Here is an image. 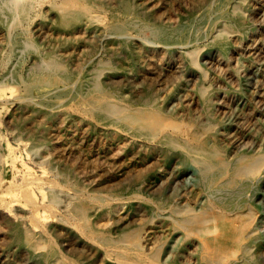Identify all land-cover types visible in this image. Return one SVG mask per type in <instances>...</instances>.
Returning <instances> with one entry per match:
<instances>
[{
	"label": "rangeland",
	"instance_id": "1",
	"mask_svg": "<svg viewBox=\"0 0 264 264\" xmlns=\"http://www.w3.org/2000/svg\"><path fill=\"white\" fill-rule=\"evenodd\" d=\"M15 1L0 0V264H264V65L240 52L264 0ZM203 153L225 171L206 185ZM199 215L217 232L193 230Z\"/></svg>",
	"mask_w": 264,
	"mask_h": 264
},
{
	"label": "bare ground",
	"instance_id": "2",
	"mask_svg": "<svg viewBox=\"0 0 264 264\" xmlns=\"http://www.w3.org/2000/svg\"><path fill=\"white\" fill-rule=\"evenodd\" d=\"M15 1V0H14ZM34 1H36V0H34ZM156 1V0H155ZM258 1V0H257ZM158 2V1H157ZM199 1H197V3H198ZM2 3H3V1H2ZM15 3H16V1H15ZM153 3V2H152ZM255 3V2H254ZM15 5V4H14ZM35 5V4H34ZM160 5H162V4H160ZM153 6V5H152ZM253 6H255V4L253 5ZM22 7V6H21ZM150 7V6H149ZM194 7V6H193ZM258 7V6H257ZM261 7V6H260ZM15 8H18V6L16 5L15 6ZM251 8V7H250ZM264 8V7H263ZM263 8H261V9H263ZM22 9V8H21ZM72 9V8H71ZM193 9V8H192ZM258 9V8H257ZM256 9V10H257ZM260 9V8H259ZM260 9V10H261ZM73 10V9H72ZM75 10V9H74ZM159 10H161V9H159ZM243 10V9H242ZM17 11V10H16ZM158 11V10H157ZM245 12V11H244ZM259 12H264V10L263 11H259ZM18 13V12H17ZM188 13V12H187ZM245 14V13H244ZM260 14V13H259ZM263 14V13H262ZM254 15V17L256 16L255 14H253ZM18 16V15H17ZM16 16V17H17ZM261 16H263V17H261ZM260 16V18H262L260 21H261V24H262V26H263V31L259 34V35H255L253 38H250V39H247V40H242L241 42H242V44H240V43H238L237 41L240 39L239 37V34H235V35H233L234 36V40H236V42L238 43V44H240V48H241V50H240V52L242 51L243 53H244V55L246 56V58H245V60L243 59V61L245 62V61H247L248 63H250V65H252L253 66V64H255V63H257V64H260L261 63V65H264V15H261ZM253 17V16H252ZM256 18V17H255ZM259 18V19H260ZM224 19V18H223ZM99 20V19H98ZM230 20V19H229ZM256 20V19H255ZM257 21V20H256ZM255 21V22H256ZM260 21H258V22H260ZM245 22V21H244ZM223 23H226V22H223ZM229 23V22H228ZM241 23V22H240ZM231 24V23H230ZM233 25V24H232ZM259 25V24H258ZM236 26V25H235ZM224 27V26H223ZM208 28V27H207ZM216 30V29H215ZM222 30V29H221ZM245 30V29H244ZM259 30H260V27H259ZM215 32H219V31H215ZM222 32H224V31H222ZM238 32H239V30H238ZM259 32V31H258ZM205 33V32H204ZM213 33V32H212ZM230 33V32H229ZM236 33V32H235ZM196 34V33H195ZM215 34V33H214ZM222 34V33H221ZM228 34V33H227ZM231 34H233V33H231ZM241 35H242V33H240ZM205 35V34H204ZM203 35V36H204ZM229 36V35H228ZM243 36V35H242ZM205 38V37H204ZM228 38V37H227ZM200 41V40H199ZM232 41V40H231ZM194 42V41H193ZM233 42V41H232ZM180 44V43H179ZM190 44V43H189ZM177 45V44H176ZM182 45V44H181ZM199 46V45H198ZM197 47V46H196ZM202 48H203V46H202ZM188 49V48H187ZM200 49V48H199ZM184 50V49H183ZM193 50V49H192ZM199 51V50H198ZM197 51V52H198ZM232 51V50H231ZM193 53V52H192ZM242 53V54H243ZM216 55V54H215ZM230 55H231V53H230ZM236 55V54H235ZM235 55H234V58H235ZM238 55V54H237ZM218 56V55H217ZM231 56H233V54L231 55ZM216 57V56H215ZM236 57H238V56H236ZM233 58V59H234ZM178 59V58H177ZM236 60H237V58H236ZM178 61V60H177ZM235 61V60H234ZM213 62H216L217 63V66H219V65H223V66H227L228 65V62L226 61V60H222V57H220V58H218L217 59V57H216V59L215 58H211V61H210V63H213ZM178 63H179V61H178ZM216 63H215V67H217L216 66ZM243 63V62H242ZM39 64V63H38ZM219 64V65H218ZM42 65V64H41ZM171 65V64H170ZM175 65H176V63H175ZM208 66V65H207ZM236 66V65H235ZM239 66V65H238ZM256 66V65H255ZM255 66H253V67H255ZM35 67V66H34ZM38 67V66H37ZM45 67V66H44ZM173 67V66H172ZM46 68V67H45ZM212 68H214V66L212 67ZM237 68H239V67H237ZM38 69H40V68H38ZM173 69V68H172ZM176 69V68H175ZM225 69V68H224ZM227 69V68H226ZM232 70V69H231ZM170 71V70H169ZM180 71V70H179ZM178 71V72H179ZM214 71V70H213ZM229 71V70H228ZM172 72V71H171ZM233 72V71H232ZM243 72V71H242ZM259 72V71H258ZM257 72V73H258ZM169 73V72H168ZM207 73H208V70H207ZM218 74H219V70H218V72H217ZM221 73V72H220ZM225 73V72H224ZM230 73V72H229ZM248 73V72H247ZM257 73H255V70H254V76L257 78L258 77V79H261V80H263L264 81V72H262L261 74H259L258 76H257ZM171 74V73H170ZM175 74V73H174ZM177 74V73H176ZM179 74V73H178ZM212 74V73H211ZM245 74V73H244ZM250 74H252V73H250ZM165 76H166V74H164ZM164 76V77H165ZM179 76V75H178ZM205 76V75H204ZM214 76V75H213ZM216 76V75H215ZM236 76V75H235ZM239 76V75H238ZM167 77V76H166ZM170 77V76H169ZM169 77H167V78H169ZM191 77V76H190ZM228 78H230V79H232L231 77H228ZM197 79V78H196ZM219 79L221 80V78L219 77ZM234 79V78H233ZM170 80V79H169ZM168 80V81H169ZM235 80V79H234ZM164 81H165V78H164ZM167 81V80H166ZM194 81V80H193ZM171 82V81H170ZM189 82V81H188ZM192 82V81H191ZM190 82V83H191ZM195 82V81H194ZM208 82V81H207ZM219 82V81H218ZM221 82V81H220ZM233 82V81H232ZM235 82H237V79L235 80ZM252 82V81H251ZM255 82V81H254ZM173 83V82H172ZM234 83V82H233ZM192 84V83H191ZM194 84V83H193ZM211 84V83H210ZM234 84H236V83H234ZM253 84V83H252ZM262 84H263V82H262ZM204 85V84H203ZM202 85V86H203ZM190 86V85H189ZM194 86V85H193ZM218 86V85H217ZM220 86V85H219ZM223 86V85H222ZM206 87H207V85H206ZM198 88V87H197ZM203 89H205V88H203ZM202 90V89H201ZM207 90V89H206ZM214 90V89H213ZM186 91V90H185ZM184 91V92H185ZM200 91V90H199ZM204 90H202V92H203ZM49 92V91H48ZM50 93V92H49ZM154 94H155V92H154ZM153 93H152V95L151 96H153L154 95ZM187 94V93H186ZM190 94H192V93H190ZM235 94V93H234ZM156 95V94H155ZM203 95V97H204V93L202 94ZM190 96V95H189ZM154 97V96H153ZM231 97V96H230ZM152 98V97H151ZM183 98V97H182ZM192 98V97H191ZM221 98V97H220ZM224 97H222V99H223ZM149 99V98H148ZM147 98H146V100H148ZM226 99V98H225ZM228 99V98H227ZM261 99V98H260ZM263 99V98H262ZM189 101V99H186V101ZM207 100V99H206ZM229 100V99H228ZM232 100V99H231ZM197 101V100H196ZM195 101V102H196ZM205 101V100H204ZM226 101V100H225ZM230 101V100H229ZM150 102V101H149ZM152 102H155V101H152ZM174 102V101H173ZM177 102V101H176ZM184 102V101H183ZM194 102V101H193ZM208 102V101H207ZM235 102V101H234ZM260 102V101H259ZM263 102V105H264V101H262ZM188 103V102H187ZM198 103V102H197ZM227 103H229L228 101L226 102V104ZM196 104V103H195ZM148 106H150V105H148ZM195 106V105H194ZM200 106V105H199ZM199 106H198V110L200 109L199 108ZM234 106V105H233ZM232 106V107H233ZM246 106H247V104H246ZM134 107V106H133ZM155 107V106H154ZM159 107V106H158ZM176 107V106H175ZM174 107V108H175ZM191 107H193V106H191ZM196 107V106H195ZM151 108V107H150ZM223 108H224V106H223ZM222 108V109H223ZM249 108V107H248ZM247 108V109H248ZM261 108V107H260ZM172 109H173V107H172ZM208 109V108H207ZM221 109V110H222ZM230 109V108H229ZM244 109V108H243ZM151 110V109H150ZM157 110H160V109H157ZM175 110V109H174ZM218 110V109H217ZM224 110V109H223ZM187 111V110H186ZM219 111V110H218ZM259 111V110H258ZM122 112V111H121ZM127 112V111H126ZM184 112V111H183ZM188 112V111H187ZM192 112V111H191ZM229 112V111H228ZM231 112V111H230ZM120 113V112H119ZM158 113V112H157ZM162 113H164V112H162ZM161 113V114H162ZM209 113V112H208ZM222 113H223V111H222ZM166 114V113H165ZM176 114V113H175ZM174 114V115H175ZM257 114H258V112H257ZM169 115V114H168ZM178 115V114H177ZM176 115V116H177ZM182 115V114H181ZM202 115H203V112H202ZM209 116H211L210 114H208ZM183 116V115H182ZM187 117H188V114L186 115ZM190 116V115H189ZM192 116V115H191ZM174 117V116H173ZM181 117V116H180ZM194 117V116H193ZM203 117V116H202ZM247 117V116H246ZM160 118V117H159ZM163 118V117H162ZM196 118V117H195ZM176 119V118H175ZM185 119H186V117H185ZM203 119H205V118H203ZM245 119V118H244ZM250 119V118H249ZM253 119V118H252ZM152 120V119H151ZM162 120V119H161ZM184 120V119H183ZM190 120V119H189ZM188 120V121H189ZM188 121H187V123H188ZM196 121H198V120H196ZM204 121H206V120H204ZM217 121V120H216ZM262 121V120H261ZM159 122H160V120H159ZM162 122V121H161ZM190 122V121H189ZM209 122H211L210 120H209ZM209 122H208V124H207V126L209 125ZM247 122V121H246ZM187 123H186V126H187V128H188V125H187ZM191 123V122H190ZM194 123H195V121H194ZM202 123V122H201ZM204 123V122H203ZM238 123V122H237ZM252 123V122H251ZM189 124V123H188ZM200 124V123H199ZM199 124H197V125H199ZM225 124V123H224ZM132 125V124H131ZM191 125V124H190ZM204 125V124H203ZM216 125V124H215ZM215 125H213L214 127H215ZM221 125V124H220ZM248 125V124H247ZM168 126V125H167ZM166 126V127H167ZM175 126V125H174ZM182 126V125H181ZM180 126V127H181ZM194 126V125H193ZM180 127H178V128H180ZM200 127H201V125H200ZM204 127H206V125L204 126ZM170 128V127H169ZM175 128V127H174ZM186 128V127H185ZM184 128V129H185ZM195 128V127H194ZM193 128V129H194ZM209 128H210V125H209ZM126 129V128H125ZM189 129H191V128H189ZM202 129V128H201ZM208 129V128H207ZM213 129V128H212ZM167 130H169V129H167ZM203 130H205V128L203 129ZM211 130V129H210ZM156 131V133H161V131L160 130H155ZM165 131H166V129H165ZM177 131V130H176ZM188 131V134L190 133L189 132V130H187ZM187 131H184V134H182V135H187V134H185ZM192 131V130H191ZM195 131H197V130H195ZM200 131V130H199ZM198 131V132H199ZM207 131V130H206ZM232 131V130H231ZM130 132V131H129ZM133 132V131H132ZM168 132V131H167ZM166 132V134L167 135H171V134H169V133H167ZM170 132H171V130H170ZM211 132V131H210ZM137 133V132H136ZM177 133V132H176ZM176 133H175V135H176ZM182 133V132H181ZM194 133V132H193ZM200 133V132H199ZM130 134H132V133H130ZM163 134V133H162ZM178 134V133H177ZM195 134V133H194ZM203 134V133H202ZM208 133L206 132V135H207ZM210 134V133H209ZM222 134V136L224 135V132L223 133H221ZM236 134V133H235ZM239 134V133H238ZM139 135H140V133H139ZM159 135V134H158ZM197 135H198V133H197ZM227 135V134H226ZM143 136H144V134H143ZM150 136H152V135H150ZM162 136V135H161ZM160 136V137H161ZM164 136V135H163ZM203 136V135H202ZM205 136V135H204ZM203 136V137H204ZM159 137V139H161ZM169 137V136H168ZM171 137V136H170ZM185 137V136H184ZM195 137V136H194ZM212 137H215V136H212ZM142 138V137H141ZM145 138V137H144ZM147 138V137H146ZM145 138V139H146ZM164 137H162V139H163ZM196 138H198V137H196ZM205 138V137H204ZM207 138V137H206ZM240 138H242L241 136H240ZM240 138H238V139H240ZM248 138V137H247ZM149 139H150V137H149ZM156 139V138H155ZM162 139H161V141H162ZM169 139V138H168ZM185 139V138H184ZM192 139V138H191ZM208 139V138H207ZM229 139V138H228ZM231 139V138H230ZM245 139V138H244ZM243 139V140H244ZM200 139L198 138V141H199ZM206 140V139H205ZM159 141V140H158ZM176 141V139H172L171 140V142L172 143H174ZM193 141V140H192ZM201 141V140H200ZM215 141V140H214ZM246 141H248V140H246ZM147 142V141H146ZM151 142V141H150ZM185 142H187V140L185 141ZM184 142V143H185ZM237 142V141H236ZM235 142V143H236ZM141 143V142H140ZM167 143V142H166ZM179 143V142H178ZM177 143V144H178ZM227 143H228V141H227ZM246 143V142H245ZM248 143V142H247ZM163 144V143H162ZM169 144H171V143H169ZM177 144H175V145H177ZM181 145H182V143H180ZM180 144H178V145H180ZM194 144H196V143H194ZM202 144V143H201ZM234 144V143H233ZM172 145V144H171ZM240 145H242V143H240ZM139 146V145H138ZM199 146V145H198ZM213 146V145H212ZM215 146H218L217 144L215 145ZM171 147V146H170ZM241 147V146H240ZM143 148V147H142ZM141 148V149H142ZM173 148H175V146H173ZM187 148V147H186ZM202 148H203V146H202ZM205 148V147H204ZM217 148V147H216ZM249 148V147H248ZM179 149H181L180 147H179ZM189 149V148H188ZM218 149V148H217ZM222 149V148H221ZM183 150H184V148H183ZM191 150V149H190ZM189 150V151H190ZM202 150V149H201ZM210 150V149H209ZM194 151V150H193ZM202 151H204V150H202ZM219 151V150H218ZM185 152V151H184ZM195 152V151H194ZM208 152V151H207ZM222 152V151H221ZM264 152V151H263ZM262 152V153H263ZM157 153V152H156ZM159 153V152H158ZM170 153V152H169ZM196 153H198V151L196 152ZM201 153V152H200ZM250 153V152H249ZM155 154V153H154ZM186 154V153H185ZM204 154V153H203ZM206 154V153H205ZM205 154L204 155H202V156H199L200 154H198V164L199 165H201V169L203 170L202 172H203V178H204V181H205V185L206 184H208V181L209 180H211L213 177H212V174H214L215 172H214V170H219V173L217 174L219 177L223 174V173H225V171L224 170H222V168H223V163H220V164H211L208 160H207V156H205ZM242 154V153H241ZM253 154V153H252ZM256 154H258V153H256ZM194 155V154H193ZM207 155V154H206ZM219 155V154H218ZM250 155V154H249ZM259 155V154H258ZM155 156H156V154H155ZM159 156V155H158ZM234 156V155H233ZM257 156V155H256ZM187 157H189V156H187ZM224 157V156H223ZM236 157V156H235ZM238 157H239V155H238ZM155 158V157H154ZM156 158H157V156H156ZM191 158V157H190ZM209 158H210V156H209ZM229 158V157H228ZM193 159V158H192ZM237 159V158H236ZM247 159H249V158H247ZM167 160H169V159H167ZM184 160V159H183ZM228 160V159H227ZM230 160V159H229ZM232 160V159H231ZM151 161V160H150ZM236 161H238V160H236ZM248 161V160H247ZM258 162H259V160H257ZM264 161V160H263ZM263 161H262V163H263ZM228 162V161H227ZM240 162V161H239ZM246 163V162H245ZM247 163H249V162H247ZM194 164H196V163H194ZM165 165V164H164ZM163 165V166H164ZM174 165V164H173ZM217 165V166H216ZM234 165V164H233ZM263 165V164H262ZM232 166V165H231ZM235 166V165H234ZM236 166H238V165H236ZM172 167V166H171ZM199 167V166H198ZM239 167V166H238ZM260 167V166H259ZM158 168V167H157ZM232 168H233V166H232ZM258 167H257V163H256V165L255 164H252V165H248V167H246V170L244 171L245 173H246V175H254L255 173H256V171L258 170L257 169ZM235 169V168H234ZM257 169V170H256ZM162 170V169H161ZM169 170V169H168ZM171 170L172 169H170L169 171L171 172ZM158 171V170H157ZM167 171V170H166ZM226 171H228V169L226 170ZM177 172V171H176ZM222 172V173H221ZM264 172V171H263ZM172 173V172H171ZM181 173V172H180ZM229 173V172H228ZM167 174V173H166ZM185 174H186V172H185ZM227 174V173H226ZM224 175V174H223ZM245 175V174H244ZM181 176H183V175H181ZM201 176V175H200ZM211 176V177H210ZM231 176V175H230ZM163 177V176H162ZM222 177V176H221ZM244 177H246V176H244ZM247 177H251V176H247ZM261 177H262V174H261ZM226 178H227V175H226ZM254 178V177H253ZM163 179V178H162ZM164 179H165V177H164ZM257 179V178H256ZM259 179V178H258ZM178 180V179H177ZM176 180V181H177ZM242 179H240V181H241ZM252 180V179H251ZM166 181H167V179H166ZM219 181V180H218ZM218 181H216V182H218ZM160 182V181H159ZM158 182V183H159ZM178 182V181H177ZM215 182V183H216ZM226 182V179H225V181H224V183ZM171 183V182H170ZM178 183H181V182H178ZM200 183V182H199ZM198 183V184H199ZM173 184V183H172ZM177 184V183H176ZM219 184V183H218ZM238 184V183H237ZM236 184V185H237ZM160 185V184H159ZM203 186V185H202ZM216 186V185H215ZM169 187V186H168ZM190 187V186H189ZM192 187V186H191ZM238 187V186H237ZM240 187H241V185H240ZM207 188H208V186H207ZM154 190V189H153ZM157 190V189H156ZM185 190V189H184ZM187 190V189H186ZM207 190V189H206ZM26 191V190H25ZM155 191V190H154ZM223 191V190H222ZM239 192H240V190H238ZM237 192V191H236ZM182 193H184V192H182ZM182 193H180L181 195H183ZM187 193H188V191H187ZM186 193V194H187ZM204 193H206L205 191H204ZM228 193V192H227ZM43 194H45V193H43ZM185 194V193H184ZM210 194V193H209ZM237 194V193H236ZM244 194V193H243ZM208 195V194H207ZM206 195V196H207ZM240 195V194H239ZM177 196V195H176ZM210 196H212V195H210ZM237 196H238V194H237ZM236 196V197H237ZM29 197V196H28ZM27 197V198H28ZM180 197V196H179ZM195 197V196H194ZM225 197H227V196H225ZM235 197V196H234ZM240 198H241V196H239ZM216 198V197H215ZM38 199V198H37ZM190 198H188V200H189ZM236 199V198H235ZM238 199V198H237ZM41 200V199H40ZM43 200H45V198L43 199ZM209 200V199H208ZM38 201H39V199H38ZM73 201V200H72ZM190 201V200H189ZM192 201V200H191ZM197 201V200H196ZM210 201V200H209ZM43 202H45V201H43ZM176 202V201H175ZM208 202V201H207ZM46 203V202H45ZM48 203V202H47ZM46 203V204H47ZM50 203V202H49ZM212 203V202H211ZM210 203V204H211ZM214 203V202H213ZM230 203H232V202H230ZM235 203V202H234ZM233 203V204H234ZM250 203V202H249ZM184 204H186V201H185V203ZM215 204H217V203H215ZM246 204V203H245ZM245 204H244V206H245ZM55 205V204H54ZM53 205V206H54ZM167 205V204H166ZM190 205H192L191 203H190ZM208 205H209V203H208ZM212 205V204H211ZM235 205V204H234ZM253 205V204H252ZM43 205H42V203H41V207H42ZM47 206H49V205H47ZM52 205H50V207H51ZM201 206V205H200ZM239 206V205H238ZM55 207V206H54ZM166 207V206H165ZM180 207V206H179ZM199 206H197V208H198ZM207 207H209V206H207ZM213 207H215L214 205H213ZM217 207H219V205L217 206ZM222 207V206H221ZM221 207H219V208H221ZM235 207V206H234ZM251 208H252V206H250ZM43 208V207H42ZM76 208V207H75ZM74 208V209H75ZM121 208V207H120ZM174 208V207H173ZM181 208V207H180ZM180 208H178V209H180ZM183 208V207H182ZM243 208V207H242ZM241 208V209H242ZM52 209V207L51 208H49V210H51ZM122 209V208H121ZM161 209H163L162 207H161ZM160 209V210H161ZM174 209H176V208H174ZM191 209V208H190ZM195 209V208H194ZM205 209V208H204ZM209 209H210V207H209ZM212 209V208H211ZM222 209V208H221ZM233 209V208H232ZM247 209V208H246ZM248 209H249V207H248ZM39 210H41V209H39ZM61 210V209H60ZM156 210V209H155ZM164 210H167V209H164ZM177 210V209H176ZM185 210V209H184ZM183 210V211H184ZM189 210V209H188ZM200 210V209H199ZM202 210V209H201ZM227 210V209H226ZM238 210V209H237ZM36 211H37V209H36ZM58 211V210H57ZM182 211V212H183ZM196 211V210H195ZM202 211H204V210H202ZM224 211V210H223ZM246 211V210H245ZM250 211V210H249ZM60 212V211H59ZM58 212V213H59ZM161 212V211H160ZM170 212V211H169ZM211 212H212V210H211ZM219 212V211H218ZM222 212V211H221ZM221 212H219V213H221ZM258 212V211H257ZM105 213V214H104ZM107 212L106 211H104V212H99V213H97V215L99 216V217H102L103 218V216H104V218H105V216L107 215L106 214ZM207 213V212H206ZM224 213V212H223ZM246 213V212H245ZM44 214V213H43ZM63 214V213H62ZM69 214V213H68ZM79 214V213H78ZM78 214H76V215H78ZM93 214V213H92ZM144 214V213H143ZM204 214V213H203ZM208 214V213H207ZM254 214V213H253ZM70 215V214H69ZM72 215V214H71ZM152 215V214H151ZM161 215V214H160ZM194 215H195V213H194ZM206 215V214H205ZM224 215V214H223ZM230 215V214H229ZM240 215H241V212H240ZM256 215H257V213H256ZM153 216V215H152ZM166 216H167V214H166ZM1 217V216H0ZM76 217V216H75ZM74 217V218H75ZM135 217V216H134ZM142 217V216H141ZM154 217V216H153ZM169 217V216H168ZM173 217H174V215H173ZM254 217V216H253ZM85 218V217H84ZM145 218V217H144ZM159 218V217H158ZM162 218H163V215H162ZM255 218V217H254ZM77 219V218H76ZM87 219V218H86ZM138 219H139V221H141V219L138 217ZM193 219H194V216H193ZM223 219V218H222ZM241 219V217H237L235 220H233L232 221V224H230V223H228V224H230V229H227V224L226 225H224V229H227L226 231L227 232H229L230 230H233L235 227H233V225H234V223L236 224V222H238L239 220ZM244 219V218H243ZM82 220V219H81ZM100 220V219H99ZM102 220V219H101ZM100 220V221H101ZM106 220V219H105ZM105 220H103L104 222V224H105ZM172 220V219H171ZM256 220V219H255ZM132 221H134L133 219H131V221H129V222H132ZM184 221V220H183ZM210 221V219L207 217V216H201V215H199V217H196L195 219H194V221H193V230H195L197 233H199V234H201V235H203V236H206V235H208V234H214V233H216L217 232V227L219 226V225H217V222L216 221H214V220H212L213 221V224L212 225H209V226H207V222H209ZM106 222H107V220H106ZM160 222V221H159ZM185 222V221H184ZM186 222H187V220H186ZM189 222V221H188ZM252 222H253V219H252ZM166 223V222H165ZM212 223V222H211ZM239 223V222H238ZM109 224V223H108ZM150 224H151V222H150ZM155 224V223H154ZM222 224V223H221ZM256 224V223H255ZM99 225V224H98ZM100 225H101V223H100ZM103 225V224H102ZM156 225V224H155ZM178 225V224H177ZM180 225V224H179ZM238 225V224H237ZM250 225H251V223H250ZM140 226V225H139ZM166 226V225H165ZM182 226V225H181ZM253 226V225H252ZM99 227V226H98ZM105 227H106V224H105ZM164 227V226H163ZM162 227V228H163ZM173 227V226H172ZM261 227V226H260ZM260 227H258V228H260ZM148 228V227H147ZM153 228V227H152ZM93 229V228H92ZM164 229V228H163ZM170 229V228H169ZM173 229V228H172ZM181 230V229H180ZM219 230V229H218ZM236 230V229H235ZM174 231V230H173ZM176 231V230H175ZM252 231V230H251ZM254 231V230H253ZM27 233H28V231H26ZM31 232V231H30ZM184 232V231H183ZM120 233H122V232H120ZM145 233V232H144ZM171 233H172V231H171ZM243 233V232H242ZM242 233H239L238 234V236L237 237H239V238H241L242 237ZM247 233V232H246ZM249 233V232H248ZM251 233V232H250ZM258 233V232H257ZM256 233V234H257ZM29 234V233H28ZM126 234V233H125ZM128 234V233H127ZM255 234V235H256ZM142 235H144V234H142ZM152 235V234H151ZM187 235V234H186ZM130 236V235H129ZM158 237H159V234L157 235ZM167 236V235H166ZM169 236V235H168ZM167 236V237H168ZM179 236V235H178ZM178 236H176V237H178ZM194 236V235H193ZM192 236V237H193ZM252 236V235H251ZM124 237H126V236H124ZM144 237V236H143ZM153 237V236H152ZM151 237V238H152ZM167 237H166V239H167ZM175 237V238H176ZM247 237V236H246ZM30 238H31V236H30ZM65 238H67V236L65 237ZM128 238V237H127ZM145 238V237H144ZM175 238H174V240H175ZM197 239H198V237H196ZM249 238V237H248ZM75 239V238H74ZM115 239V238H114ZM117 239H119V238H117ZM126 239V238H125ZM124 239V240H125ZM159 239V238H158ZM166 239H164V240H166ZM238 239V238H237ZM247 239V238H246ZM251 239H252V237H251ZM69 240V239H68ZM116 240V239H115ZM146 240H148V239H146ZM154 240V239H153ZM234 240V239H233ZM249 240V239H248ZM118 241V240H117ZM120 241V240H119ZM129 241V240H128ZM70 242V241H69ZM72 242V241H71ZM70 242V243H71ZM122 242V241H121ZM123 242H125V241H123ZM133 242V241H132ZM132 242H131V244H132ZM162 242V241H161ZM160 242V243H161ZM181 242V241H180ZM202 243H203V241H201ZM244 242H246V241H244ZM119 242H117V244H118ZM126 243H127V241H126ZM130 243V242H129ZM173 243H174V241H173ZM195 243V242H194ZM229 243V242H228ZM72 244V243H71ZM82 244V243H81ZM134 244V243H133ZM164 244V243H163ZM162 244V245H163ZM217 244H219V243H217ZM236 244V243H235ZM234 244V245H235ZM242 244V243H241ZM247 244V243H246ZM153 245H154V243H153ZM152 245V246H153ZM156 245V244H155ZM158 245V244H157ZM156 245V246H157ZM192 245V244H191ZM207 245V244H206ZM216 245V244H215ZM44 247V246H42V245H37V247ZM73 246V245H72ZM74 246H76V244L74 245ZM77 246H79V245H77ZM102 246V245H101ZM103 246H106V245H103ZM117 246V245H116ZM116 246H115V248H116ZM118 246H120L119 244H118ZM124 246V245H123ZM135 246V245H134ZM149 246V245H148ZM205 246V245H204ZM226 246V245H225ZM240 246V245H239ZM242 246H244V245H242ZM81 247V246H80ZM112 247V246H111ZM110 247V248H111ZM124 247H126V246H124ZM197 247V246H196ZM202 247V246H201ZM249 247V246H248ZM107 248V247H106ZM105 248V250L107 251V249ZM117 248H120V247H117ZM116 248V249H117ZM122 248V247H121ZM145 248V247H144ZM143 248V249H144ZM153 248V247H152ZM155 248V247H154ZM162 248V247H161ZM195 248V247H194ZM194 248H192V249H194ZM222 248V247H221ZM226 248H227V246H226ZM241 248V247H240ZM239 248V249H240ZM32 249V248H31ZM43 249V248H42ZM78 249V248H77ZM81 249V248H80ZM79 249V250H80ZM124 249V248H123ZM131 250L132 251V249H135V248H133L132 247V249L131 248H128V249H126L125 248V250ZM188 249V248H187ZM202 249H204V248H202ZM208 249V248H207ZM227 249H229V248H227ZM237 249V248H236ZM242 249V248H241ZM240 249V250H241ZM249 249H250V247H249ZM37 250V249H36ZM36 250H35V252H36ZM48 250V249H47ZM74 250H76L75 248L72 250V251H74ZM82 250V249H81ZM114 250V249H113ZM130 250L128 251V252H130ZM136 250H137V248H136ZM135 250V251H136ZM140 250V249H139ZM150 250V249H149ZM153 250V249H152ZM170 250V249H169ZM191 250V249H190ZM247 250V249H246ZM34 251V250H33ZM109 251V250H108ZM122 250H120V252H121ZM141 251V250H140ZM194 251V250H193ZM236 251V250H235ZM244 251V250H243ZM48 252V251H47ZM81 252V251H80ZM115 252V251H114ZM124 252V251H123ZM134 252V251H133ZM250 252V251H249ZM119 253V252H118ZM122 253V252H121ZM145 253V252H144ZM143 253V254H144ZM151 253V252H150ZM186 253H187V251H186ZM232 253V252H231ZM236 253V252H235ZM248 253V252H247ZM246 253V254H247ZM107 254V253H106ZM110 254H114L113 253V251H111V253ZM120 254V253H119ZM126 254V253H125ZM135 254V253H134ZM233 254V253H232ZM262 254H263V252H262ZM261 254V255H262ZM118 255V254H117ZM123 255H124V253H123ZM145 255V254H144ZM225 255V254H224ZM248 255V254H247ZM107 256V255H106ZM116 256V255H115ZM118 256H120V255H118ZM134 256V255H133ZM142 256V255H141ZM233 256V255H232ZM243 256V255H242ZM248 256H251V255H248ZM112 257H113V255H112ZM117 257V256H116ZM125 257H128V255L127 256H125ZM124 257V258H125ZM148 257V255L146 254V258ZM225 257V256H224ZM237 257V256H236ZM244 257V256H243ZM117 258H119V257H117ZM121 258V257H120ZM130 258V257H129ZM129 258L127 259V258H125V259H127V260H129ZM133 258V257H132ZM181 258V257H180ZM226 258V257H225ZM224 258V259H225ZM229 258V257H228ZM228 258L226 259V260H228ZM235 258V257H234ZM241 258V257H240ZM252 258V257H251ZM131 259V258H130ZM135 259V258H134ZM138 259V258H137ZM136 259V260H137ZM143 259V258H142ZM141 259V260H142ZM247 259V258H246ZM255 259V258H254ZM264 259V258H263ZM109 260H111V259H109ZM122 260H124V259H122ZM188 260H189V258H188ZM212 260V259H211ZM225 260V261H226ZM238 260H241V259H238ZM251 260V259H250ZM120 261V260H119ZM130 261V260H129ZM133 261V260H132ZM144 262H146L145 260H143ZM148 261H149V259H148ZM148 261L146 262V263H148ZM152 261V260H151ZM215 261V260H214ZM216 261H218V260H216ZM224 260L222 261V264H224L223 262H225ZM245 261V260H244ZM118 262V261H117ZM154 261H152V263H153ZM155 262H157V261H155ZM159 262V261H158ZM157 262V263H158ZM183 262V261H182ZM139 263H141V262H139ZM151 263V264H152ZM193 263V262H192ZM211 263V262H210ZM229 262L227 261V263L226 264H228ZM250 263V262H249ZM130 264V263H129ZM131 264H132V262H131ZM141 264H144L143 262L141 263ZM150 264V263H149ZM165 264V263H164ZM196 264V263H195ZM211 264H215V263H211ZM231 264V263H230Z\"/></svg>",
	"mask_w": 264,
	"mask_h": 264
}]
</instances>
